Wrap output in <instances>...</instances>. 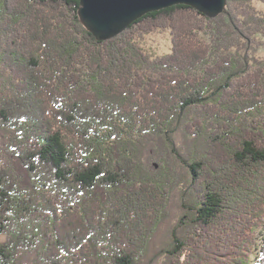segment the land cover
Masks as SVG:
<instances>
[{
    "label": "trees",
    "instance_id": "1",
    "mask_svg": "<svg viewBox=\"0 0 264 264\" xmlns=\"http://www.w3.org/2000/svg\"><path fill=\"white\" fill-rule=\"evenodd\" d=\"M257 2L176 4L99 40L78 0H0V264H151L171 194L154 143L187 173L166 264H264ZM158 30L172 49L153 57Z\"/></svg>",
    "mask_w": 264,
    "mask_h": 264
},
{
    "label": "rangeland",
    "instance_id": "2",
    "mask_svg": "<svg viewBox=\"0 0 264 264\" xmlns=\"http://www.w3.org/2000/svg\"><path fill=\"white\" fill-rule=\"evenodd\" d=\"M256 5L260 9H264V4L257 2ZM141 44L144 49L153 57L161 56L171 51L172 49V36L169 30H158L153 33L144 35L141 39ZM253 52L257 56L264 57V38L259 44H256ZM174 141L177 145L194 149L195 144L191 143L186 144L185 138L181 132H176L174 136ZM155 152L148 153L149 156L156 157L163 163L168 166V173L165 177L169 179V188H170V200L169 206L166 212L164 221L159 227L157 235L153 242V248L151 252V257L153 259L151 264H166L167 257L165 254V249L169 244L173 243L174 236L178 234V231H182L183 224L180 223L181 220H184L185 214L188 213V210L184 207L183 203H189L188 193L183 191L186 189L187 185V173L183 167L178 163L174 158L171 152L165 146H158L156 143ZM184 193V199L186 202H183L182 195ZM37 250L31 251L33 256H36ZM256 256L253 255L250 257V264H255Z\"/></svg>",
    "mask_w": 264,
    "mask_h": 264
},
{
    "label": "water",
    "instance_id": "3",
    "mask_svg": "<svg viewBox=\"0 0 264 264\" xmlns=\"http://www.w3.org/2000/svg\"><path fill=\"white\" fill-rule=\"evenodd\" d=\"M79 16L86 28L99 40L122 33L144 14L187 4L209 17H216L226 9L227 0H78Z\"/></svg>",
    "mask_w": 264,
    "mask_h": 264
}]
</instances>
